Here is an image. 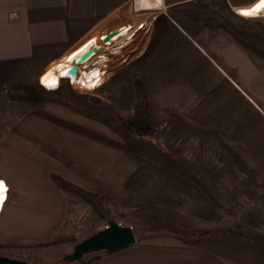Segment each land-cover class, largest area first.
I'll use <instances>...</instances> for the list:
<instances>
[{"label": "crops", "instance_id": "obj_1", "mask_svg": "<svg viewBox=\"0 0 264 264\" xmlns=\"http://www.w3.org/2000/svg\"><path fill=\"white\" fill-rule=\"evenodd\" d=\"M160 1V8H151L150 0H0V102L8 91L35 86L40 80L56 90L60 80L53 76L59 71L62 78V70L67 72L75 56L80 60L73 65H79L94 52L90 60L100 64L131 43L129 59L111 75L112 95L107 97L106 92L103 97L124 118L137 115L144 132L156 130L153 138L171 150H160L162 154L177 156V168L170 157L171 166L165 170L196 172L194 186L202 189L188 198L193 207L184 205V197L179 205L164 197L155 199L161 205L146 214L145 228L128 225L139 236H152L146 245L101 254L92 264H264V95L259 86L263 80L258 76L249 81L245 69L242 73L240 69L245 64L262 72L264 60L226 33L205 30L174 11L196 0ZM228 3L242 17L264 18V0ZM112 33L117 46L104 41ZM88 67L82 69L86 77H78L81 91L91 83L93 69ZM107 73L111 74L104 72L99 88L106 86ZM135 75L143 80L150 100L144 115L135 110ZM48 108L65 106L48 101L12 127L0 124V183L8 188L0 212V244L11 246L10 251H20L16 247L27 242L47 241L63 224L65 197L51 174L60 171L75 183L74 175L59 169L56 121L41 114L58 116ZM217 136L241 145L235 151L243 155L249 170L257 172L256 179L219 174L240 169L232 158L230 163L218 162ZM226 186L231 187L229 192L222 189ZM0 194L5 196L3 190ZM44 235L47 239H41ZM182 239L195 243L185 245Z\"/></svg>", "mask_w": 264, "mask_h": 264}, {"label": "rangeland", "instance_id": "obj_2", "mask_svg": "<svg viewBox=\"0 0 264 264\" xmlns=\"http://www.w3.org/2000/svg\"><path fill=\"white\" fill-rule=\"evenodd\" d=\"M253 19H260L264 21L263 17H255ZM205 30L209 31V29ZM129 44L122 45L120 49L110 54L107 58L108 60L102 62V68L95 66L98 64L97 62L92 64L94 69L91 71V77L95 78V82L97 84L95 82V84L92 83V88L89 90L81 91L76 89L72 84V79L70 78H63L59 82L60 87L63 80H68L73 89L78 93L100 98L112 105L122 116V125L116 127L105 125L57 102L55 103L65 106V108L59 110L48 108L47 110L49 112H51V110L54 111L58 117H55L54 115L50 116L45 112H42L41 114L43 117L46 115L47 118H51L52 123H55L54 121H56L58 130L57 159L59 169H65L74 175L75 184L79 181L80 183L87 185L83 186V188L92 192L105 193L110 199H112V219L104 221L96 214L88 203L72 193L61 189V192L65 197L63 198L66 205V216L63 224L56 230V236L67 238V236L73 234L79 238V241H72L56 246L47 244L46 241L39 243L27 242L19 247H16L21 249L20 251H10L8 247L11 246L2 244L4 247L0 249V256H12L15 258L11 259L25 261L28 264H80V261L72 262L69 259V257L74 253V249L77 244L107 228L109 223L112 221L117 222L123 227L134 224L136 229H139V227L145 228L146 214L149 211H153V209L156 210L157 207L161 205L160 202H154L155 199L158 198L161 200L164 197L163 199L167 202L179 205L177 202L181 197H184L186 201L184 205L193 207V202H188L190 200L188 198H193L194 193L199 192V189H202L194 186L196 172L190 170H165L167 166H171L168 165V161H171L169 160L170 157L173 159L170 164L177 168V161H175L177 156L162 154L161 151H169L170 149L168 145H164V142L161 139L153 138L156 134V130L149 128L144 132L143 129H145V126L136 122L138 121L137 115L134 118L130 115L124 118L120 110L112 102H110L108 98L103 97V94L106 92L107 97L112 95L110 92V87H112L113 84L111 75L113 76L114 67L119 66L129 59L130 55L127 53L130 47ZM133 46L134 45L130 47L129 53L132 52ZM103 52L105 51L103 50ZM115 56L116 59L114 58ZM122 59L124 60L122 61ZM110 60H113V62ZM106 62L107 64H104ZM240 66L241 73L245 69L244 72L246 73V77L249 81L254 79L257 81L258 76L261 77L263 82H261L259 86L261 87V93L264 95V71L259 72L258 69L248 68L247 66L249 65L245 64ZM105 68H108L109 70H106ZM105 71L111 72V74L107 73V75L110 74V79L108 78L104 88H99V83L104 81ZM123 77L124 75L122 74V78ZM125 79L128 81V78L125 77ZM137 82L141 83L142 90L149 100V96L147 95L143 85V80L137 75L134 77L135 97ZM46 87L55 90L50 85H46ZM248 91L257 96L253 90ZM3 98L4 100L0 102V124L4 129L7 126L12 127L17 123V121H19V119L22 118V116L28 114L31 112V109H33L28 107L25 103L14 102L5 96ZM255 100H257V98H255ZM69 109L73 112L70 113L71 111ZM135 110L137 111L136 105ZM137 113L139 112L137 111ZM149 124L150 127L152 126L158 128V126H160L156 123ZM72 132L77 134L80 133L79 135L81 138H78ZM149 134L150 136H148ZM137 135H143L146 137L144 139H139ZM200 140L201 139L198 141ZM225 141L226 140L223 138L217 136L216 150L218 153V162L225 164L234 161L235 167L237 168L238 166L240 171L237 168L232 171H222L219 172V174L223 175V178L234 180L240 178L256 179L257 172L249 170L243 155L235 151L236 147H241V145L238 143L235 144V142L232 144L229 141ZM164 146L165 148H163ZM227 148H233L234 153L229 152L230 154L228 155V151H232L233 149L229 150ZM230 158H232L233 161ZM249 158L250 160L252 158L256 159V156H249ZM186 167L188 166L186 165ZM228 168L229 167L226 169ZM197 173L200 174L201 172ZM240 173H243L245 176L242 177ZM54 174L62 175L67 180H70L60 171L58 173H52L51 177ZM181 178H185L187 180L183 182ZM222 189L229 192L231 187L226 186ZM239 189H241V187ZM207 190L208 188H203L202 192L208 194ZM225 206L224 208H227ZM217 207L220 208V204ZM151 218L152 217L150 216V221H152ZM51 236H54V234ZM141 236L138 234L137 238ZM41 239H47V236L44 235ZM185 241L192 242L191 244L195 243L193 240ZM85 259H88V255Z\"/></svg>", "mask_w": 264, "mask_h": 264}, {"label": "trees", "instance_id": "obj_3", "mask_svg": "<svg viewBox=\"0 0 264 264\" xmlns=\"http://www.w3.org/2000/svg\"><path fill=\"white\" fill-rule=\"evenodd\" d=\"M174 11L204 29L227 33L243 49L264 60V21L238 15L234 12L228 0H196L178 5L174 7ZM7 94L14 102L25 103L28 107L34 109L51 100L66 105L74 111L108 126L116 127L123 123L122 116L116 108L100 98L78 93L68 80H63L62 85L57 90L49 91L39 83L31 87L10 90ZM149 106L150 102L142 90L141 83L137 82L136 109L139 113L144 114ZM52 179L60 189L66 190L88 203L101 219L104 221L112 219L113 201L105 193L92 192L67 180L62 175L54 174ZM56 233L46 241L47 244L56 246L79 241V238L73 234H70L67 238H62L56 236ZM150 238L152 236L138 237L136 245L144 246ZM183 242L185 245L192 243L185 240ZM2 247L4 246L0 244V249ZM110 253L114 252L106 251L89 254L88 259H85V256L80 264H92L101 254Z\"/></svg>", "mask_w": 264, "mask_h": 264}, {"label": "water", "instance_id": "obj_4", "mask_svg": "<svg viewBox=\"0 0 264 264\" xmlns=\"http://www.w3.org/2000/svg\"><path fill=\"white\" fill-rule=\"evenodd\" d=\"M114 34H108L105 42L110 41ZM80 60L75 56L69 63L76 64ZM60 72H56L52 80L60 79ZM137 243L136 234L131 226L123 227L117 222H110L109 226L99 231L94 236L80 242L75 246L74 253L69 257L70 261H81L85 256L101 252H115L126 249ZM0 264H27L25 261L0 256Z\"/></svg>", "mask_w": 264, "mask_h": 264}, {"label": "bare ground", "instance_id": "obj_5", "mask_svg": "<svg viewBox=\"0 0 264 264\" xmlns=\"http://www.w3.org/2000/svg\"><path fill=\"white\" fill-rule=\"evenodd\" d=\"M150 2H151V5H150V7L151 8H160L161 7V5H162V3H161V1L160 0H150ZM141 3V2H140ZM140 6H142V3H141V5ZM145 6V5H144ZM147 6V5H146ZM123 39H125V38H123ZM114 42V41H113ZM111 40L110 41H108V44L109 45H115V46H117V45H119V41L117 42H114L113 43ZM99 47H97L96 49H98ZM93 49H95V48H93ZM100 51H101V49H99ZM98 50V51H99ZM99 51V52H100ZM92 54L88 57V58H83L82 60H81V62H80V64L79 65H83V66H79V65H71V66H69V68L67 69V72L65 71V70H62V72L61 73H63V74H61L62 75V79L63 78H70V79H73V83H74V86H75V88L76 89H78V90H80V88H79V85H78V77H86V70H82V69H84V67L85 66H87L88 64H89V67L88 68H92V69H94L93 67H92V64H94V63H92V60H90V59H92V58H94L95 57V53L94 52H91ZM128 54H129V52H128ZM126 56H127V54H125ZM124 59H122V61H123ZM98 60H96V62H97ZM120 61V60H119ZM111 63V62H110ZM102 65V64H97V65H95V66H97V67H100V66ZM81 70H82V72H81ZM68 74V77H67V74ZM84 73V74H83ZM109 75V74H108ZM107 76V75H106ZM89 79V78H88ZM91 79V83H87V84H85V85H83L81 88H82V91H87V90H89L90 88H92V83H94L96 80H95V78H90ZM96 83V82H95ZM94 83V84H95ZM97 84V83H96ZM4 191L5 192V196L4 195H1L0 194V212H1V209H2V206H3V204H4V202L6 201V198H7V193H8V188H6L5 187V185L2 183H0V193H1V191ZM2 194H3V192H2ZM2 200H3V203H2Z\"/></svg>", "mask_w": 264, "mask_h": 264}, {"label": "built area", "instance_id": "obj_6", "mask_svg": "<svg viewBox=\"0 0 264 264\" xmlns=\"http://www.w3.org/2000/svg\"><path fill=\"white\" fill-rule=\"evenodd\" d=\"M43 76H44V75H43ZM43 76H42V78H43ZM42 78H41V79H42ZM61 79H62V78H60L59 80L61 81ZM40 81H41V85L44 86V85L42 84V80H40ZM72 84L74 85L73 81H72ZM44 87H45L47 90L52 91V90H50L49 88H47L46 86H44ZM58 88H59V86H58ZM58 88H57V89H58Z\"/></svg>", "mask_w": 264, "mask_h": 264}]
</instances>
